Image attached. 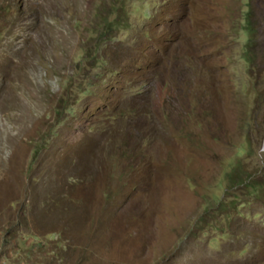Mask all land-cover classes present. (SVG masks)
<instances>
[{
	"label": "rangeland",
	"instance_id": "rangeland-1",
	"mask_svg": "<svg viewBox=\"0 0 264 264\" xmlns=\"http://www.w3.org/2000/svg\"><path fill=\"white\" fill-rule=\"evenodd\" d=\"M264 0H0V264H264Z\"/></svg>",
	"mask_w": 264,
	"mask_h": 264
},
{
	"label": "water",
	"instance_id": "water-1",
	"mask_svg": "<svg viewBox=\"0 0 264 264\" xmlns=\"http://www.w3.org/2000/svg\"><path fill=\"white\" fill-rule=\"evenodd\" d=\"M261 150L264 151V135H263V138H262Z\"/></svg>",
	"mask_w": 264,
	"mask_h": 264
}]
</instances>
